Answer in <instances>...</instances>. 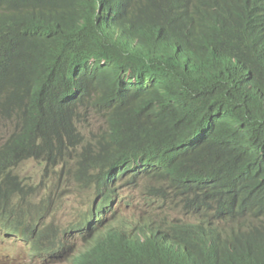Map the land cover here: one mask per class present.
Wrapping results in <instances>:
<instances>
[{
	"label": "trees",
	"instance_id": "obj_1",
	"mask_svg": "<svg viewBox=\"0 0 264 264\" xmlns=\"http://www.w3.org/2000/svg\"><path fill=\"white\" fill-rule=\"evenodd\" d=\"M0 117L12 129L0 146L7 234L22 235L36 210L37 188L15 169L76 156L82 167L67 175L94 182L99 201L76 227L89 246L71 264H216L125 232L141 222L122 218L111 186L171 179L183 208L257 219L264 233V0H0ZM260 255L264 244L219 264Z\"/></svg>",
	"mask_w": 264,
	"mask_h": 264
},
{
	"label": "clouds",
	"instance_id": "obj_2",
	"mask_svg": "<svg viewBox=\"0 0 264 264\" xmlns=\"http://www.w3.org/2000/svg\"><path fill=\"white\" fill-rule=\"evenodd\" d=\"M92 116L96 122L90 119ZM86 118L90 127L98 128L100 123L94 115L88 113ZM77 127L79 128L78 125ZM81 128L86 134L85 137L89 138L93 131L86 128L83 123ZM11 131L8 120L0 117V146ZM68 144L69 142L66 140V145ZM83 145L84 143H79L68 147L74 155H83ZM55 146L57 150L64 151L65 146H63L62 141H58L56 145L52 146V149ZM66 158V165L59 164L57 166L50 164L47 155L40 159L30 158L15 169L24 182L37 188V195L30 198L31 204L36 206V210L34 211V218L25 227L22 235L7 234L5 229L0 227V236H5L2 235L5 232L4 234L7 235L5 237L11 238L15 245L22 247L32 263L47 264L50 260L58 259L67 252L66 261L71 264V260L85 252V248L89 246V243L82 240L78 235L76 227L82 224L81 221L84 217H87L84 215L92 213L91 208L94 202L99 201L96 197L97 187L94 182L90 187H81L72 175L69 177L67 173L79 170L82 165H78L76 156H66ZM132 158L133 167L142 169L143 166L139 164L141 162L139 160L135 162L134 156ZM28 161H38L43 164L44 173L39 181L28 177L20 170L21 166ZM125 168L124 173L132 172L130 169L133 168H129V165ZM239 168L240 173L245 172L246 178L248 172L252 171L250 168L242 167V165ZM49 170L51 171L52 182L48 186L50 191L46 192L48 187H42V184L46 172ZM91 175L95 181L97 179L96 171L92 170ZM72 182L75 183L77 191L81 193V199L87 198L90 191L93 193L92 203L88 205L89 210H85L77 221L62 225L60 223L62 217L57 212L60 208L50 209V206L52 203L63 201L69 196L71 193L69 186ZM141 184L145 189L144 200L146 201L139 207L141 214L139 212L130 215L125 214L122 211V205L125 202L123 189L136 188ZM178 188L177 182L158 176L138 179L127 176L119 179L111 186V189L118 193V197L121 199L113 203L114 207L120 210L122 218L131 219L133 224H136L137 221L141 222V226L130 227L124 231L139 233L143 241L146 240L155 246H162L182 254L187 263L211 261L219 264L223 263L230 252L237 254L246 251L250 246L264 244V233L256 227L257 219H248L240 215H219L214 211H199L196 209L197 204L195 207L194 203L183 208L177 196ZM177 226L181 227V233L177 231ZM259 257L260 259L256 264H264V255ZM0 264L2 263L0 262Z\"/></svg>",
	"mask_w": 264,
	"mask_h": 264
},
{
	"label": "rangeland",
	"instance_id": "obj_3",
	"mask_svg": "<svg viewBox=\"0 0 264 264\" xmlns=\"http://www.w3.org/2000/svg\"><path fill=\"white\" fill-rule=\"evenodd\" d=\"M94 122L96 119L92 116L90 118ZM20 170L25 173L28 177L39 181L42 174L44 173L43 164L38 161H28L24 163ZM52 182L51 171L46 172L42 187H48ZM75 183L72 182L70 189L71 193L63 201H56L51 204L50 209H56L58 214L62 217L60 223L68 225L72 221H77L81 218L82 213L85 210H89V206L92 203L93 193L90 191L89 196L81 199V193L75 188ZM141 184L136 188H125L123 194L125 196V202L122 205V211L125 214H132L139 212L141 214V207L146 201L144 200L145 189ZM50 188H46V192H49ZM84 192V191H83ZM42 193V192H41ZM41 195V194H40ZM68 253L65 252L62 257L54 260H50L47 264H68L67 263ZM0 259L2 264H38L32 263L24 252V249L20 246L15 245L12 239L5 236H0Z\"/></svg>",
	"mask_w": 264,
	"mask_h": 264
},
{
	"label": "bare ground",
	"instance_id": "obj_4",
	"mask_svg": "<svg viewBox=\"0 0 264 264\" xmlns=\"http://www.w3.org/2000/svg\"><path fill=\"white\" fill-rule=\"evenodd\" d=\"M184 140V139H183Z\"/></svg>",
	"mask_w": 264,
	"mask_h": 264
}]
</instances>
